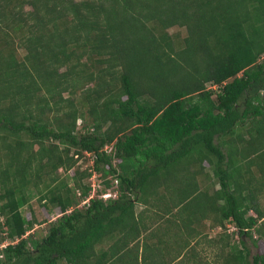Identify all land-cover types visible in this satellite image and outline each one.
Instances as JSON below:
<instances>
[{
  "label": "trees",
  "instance_id": "trees-1",
  "mask_svg": "<svg viewBox=\"0 0 264 264\" xmlns=\"http://www.w3.org/2000/svg\"><path fill=\"white\" fill-rule=\"evenodd\" d=\"M263 152L264 0H0V264H167L151 241L211 212L237 235L222 264H264Z\"/></svg>",
  "mask_w": 264,
  "mask_h": 264
},
{
  "label": "rangeland",
  "instance_id": "rangeland-1",
  "mask_svg": "<svg viewBox=\"0 0 264 264\" xmlns=\"http://www.w3.org/2000/svg\"><path fill=\"white\" fill-rule=\"evenodd\" d=\"M168 31L170 33L177 32L179 37L183 36V28L182 27H172L169 28ZM19 52H23L22 49L18 50ZM65 94V93H64ZM78 99V97H76ZM82 112L84 113V119L85 121L90 122V117H88V113L86 112V104L81 108ZM81 120L77 119L76 125L79 124ZM78 126V125H77ZM35 147V146H34ZM109 146L106 147L108 149ZM69 155L72 154V148L68 150ZM74 164L77 165L74 167L78 168L79 170L83 168H87V164L90 165L91 160L89 159L88 153H83L82 156H78L75 158ZM256 162L259 164V169H261L264 172V152L258 156L256 159ZM255 163V162H254ZM204 165V162L202 163V166ZM258 165V164H257ZM246 166L253 167L252 164H247ZM205 168V165L203 166ZM77 169V171H78ZM244 169V166L240 168ZM239 170V171H240ZM76 171V170H75ZM74 171L70 170L69 172H65L63 169L58 168L56 170V175L59 178H62L64 182L67 184V186H72V180L70 179V175H73ZM95 173V172H94ZM96 174H92L89 177L90 179H96ZM255 176H257V173H255ZM34 180V179H33ZM32 181V180H31ZM43 181V177H42ZM42 181L38 184V187L40 188L42 186ZM33 182V181H32ZM32 182L30 184H32ZM187 183V184H186ZM190 183V182H189ZM196 183H201L200 179H196ZM160 184V187H162ZM191 186V185H190ZM157 187L158 193L163 192V190ZM214 188H217L216 184H212L209 188L207 187L205 190H202L201 188L195 192L192 195V200L185 204V206L182 208L184 212H187L189 210L199 209L202 208V203L204 202L205 198L208 197V192L214 191ZM185 190L188 191L190 189L188 182H184L181 187L177 190ZM209 189V190H208ZM262 189V188H261ZM201 190V191H200ZM76 193L78 194L79 192ZM162 194H165L164 192ZM178 194V193H177ZM30 199L27 205L22 207V213L25 217L31 219L34 218V224H33V230L32 233L34 234V237H40L43 236L46 232V226L47 221L54 218L55 211H51L50 213H47L42 208L41 204L36 199L35 192H32L30 195ZM152 202H155L152 200ZM160 202V201H159ZM158 202V204H159ZM169 202V199L166 200L165 204ZM83 202L77 204V206H80ZM152 204V203H151ZM257 204L260 208L264 209V188L262 191H260L258 197H257ZM29 205V207H28ZM161 203L159 204V206ZM142 208L141 206H137L136 209L140 210ZM162 207H156L157 213L162 212ZM150 217V216H149ZM170 217L168 218V221H170ZM216 215L211 212L209 215V218H198L197 220L193 221V230L194 233L192 235L186 234L185 227L182 226V223L177 219H172V223L167 224L165 226V229L163 231L162 240L161 242H153L152 244H159L161 249H159L156 254L159 262H166L167 264H196L195 262H201V264H222L227 260L228 255V243L235 242L237 239V235L234 234V227L232 224L224 221L222 226L216 225ZM161 226V224L158 225V227ZM163 225L157 229H161ZM161 235V231H160ZM255 236V235H253ZM10 241V239H4L0 241L2 244H7ZM5 242V243H4ZM248 242V241H247ZM0 243V244H1ZM110 240H104L103 244L101 243V246H105L106 244H109ZM3 245V246H4ZM1 248V247H0ZM248 249L250 254L253 253H263L264 252V242L262 240H257L255 246L250 244L248 242ZM180 255V256H179Z\"/></svg>",
  "mask_w": 264,
  "mask_h": 264
},
{
  "label": "built area",
  "instance_id": "built-area-1",
  "mask_svg": "<svg viewBox=\"0 0 264 264\" xmlns=\"http://www.w3.org/2000/svg\"><path fill=\"white\" fill-rule=\"evenodd\" d=\"M90 185L91 186H95L96 185V183H95V181H94V179H90ZM111 193L109 192V191H106V192H104V193H102L101 194V197L102 198H105V197H107V196H109ZM91 195L89 194V196H87V198L88 197H90ZM87 198L86 199H84V200H82V202L84 203L86 200H87ZM5 243V242H4ZM4 244H0V247H2Z\"/></svg>",
  "mask_w": 264,
  "mask_h": 264
},
{
  "label": "clouds",
  "instance_id": "clouds-1",
  "mask_svg": "<svg viewBox=\"0 0 264 264\" xmlns=\"http://www.w3.org/2000/svg\"><path fill=\"white\" fill-rule=\"evenodd\" d=\"M83 204V203H82Z\"/></svg>",
  "mask_w": 264,
  "mask_h": 264
}]
</instances>
